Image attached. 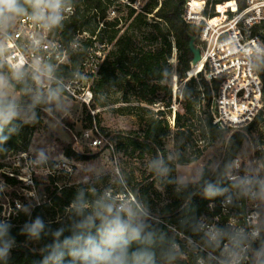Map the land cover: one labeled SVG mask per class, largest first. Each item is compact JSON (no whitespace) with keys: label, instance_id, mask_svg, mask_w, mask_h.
<instances>
[{"label":"trees","instance_id":"16d2710c","mask_svg":"<svg viewBox=\"0 0 264 264\" xmlns=\"http://www.w3.org/2000/svg\"><path fill=\"white\" fill-rule=\"evenodd\" d=\"M113 0H70L73 3V12L69 22L62 20L60 25L52 27V33L68 46V63L61 64L56 70L57 78L65 76L68 80L80 75L85 69V61L89 52L93 49L101 50L99 45H104L105 35L108 42H113V49L102 59L99 68L95 73H89L93 85L90 87L93 94V104L99 92L108 86H126L124 98L128 101V94L133 93L136 97L147 100L166 88L170 83V76L166 72L163 63L164 57L167 62H171L172 53L170 51L176 46L183 51L184 57L180 66L182 74L190 70L193 54L189 48L190 37L195 36L198 44L201 27L190 24L184 19V8L186 0H161V4L155 11L154 8H144L137 12L136 7L128 5V19L131 20L130 27L133 30L135 24L145 28L149 38L154 45L151 48H130L132 46V36L129 30L119 34L118 26L120 17L108 20V8ZM136 0H131L135 2ZM243 0H240L242 5ZM25 8L28 5L21 0ZM137 12V13H136ZM152 14V15H151ZM150 18L154 22H149ZM102 24V26H101ZM101 26V27H100ZM264 40V23L255 28ZM86 33L77 48L70 47V43L77 37ZM107 42V41H106ZM105 42V43H106ZM107 42V43H108ZM204 59L198 64L196 71H189L190 75L199 73L203 67ZM1 65V64H0ZM260 75L264 83V58L261 60ZM203 86L202 94L206 98V103L200 110L205 114V121L208 129L212 133V138L220 144L219 158L213 167H208L202 174L198 184L192 189H175L172 191L170 201L160 210L149 206L145 200V195L152 187V183L140 181L137 183V190L134 191L136 201H130V208L135 213L138 221L145 225V231L152 233L153 251L155 253L156 264L161 262H171L173 264H195L193 257L181 258V252L173 246L177 236L170 230L169 225L175 226L184 233L193 234L197 225L198 216L207 211V202L217 199L222 187L225 186L224 175L228 170L231 160L240 152L244 142L250 138L249 128L237 130L233 128L222 129L213 123V116L210 110L213 93L217 91L220 80L206 79L202 73ZM178 92L186 80L177 78ZM17 90L26 94L29 101L17 105L18 116L0 132V155L19 149L22 141H26L28 123L24 119H32L37 122L41 115H44L47 103L45 100L35 98V92L40 91L33 86L30 79L16 83ZM129 88H131L129 90ZM29 89L32 92H26ZM64 92L62 88H59ZM173 94V87L171 90ZM10 99V98H9ZM170 106H165L166 116L172 110ZM159 108V106H158ZM162 109V110H163ZM195 116V112H191ZM176 118V115H175ZM174 118V120H175ZM158 130L154 129L156 133ZM148 130L145 138L132 136L129 138L130 144L134 147L149 146L153 154L152 176H155L163 165L165 152L161 151L153 140V132ZM100 136L99 133H97ZM108 139L119 141V135L111 132L107 134ZM7 137V139H2ZM103 141L105 138L102 137ZM27 142V141H26ZM107 142V141H105ZM125 145L124 143H120ZM68 156L82 158L79 153L67 151ZM3 179L9 186L22 183L17 177L9 175L2 169L0 163V180ZM83 193V199L87 204L82 211L78 210L77 196ZM45 200L42 202L33 201L28 203L25 195L13 192V215L6 220L0 219V249H5L4 255L0 256V264H79L71 254L78 247L76 237L82 235L86 229L81 226L84 218L93 211L95 202L101 197L99 193L84 190L74 185L63 187L47 186ZM19 199L24 208H21ZM115 203L119 205L123 200L113 197ZM17 205L20 207L17 208ZM50 205V207H49ZM56 209V211L54 210ZM70 209L67 220L59 221L55 216ZM53 210V215L46 211ZM263 228H264V201L261 205ZM39 219L43 228L35 236L31 235L29 229ZM99 224V221H96ZM94 232L95 229L93 228ZM6 242L7 245H2ZM137 247L136 244L132 245ZM259 264H264V252Z\"/></svg>","mask_w":264,"mask_h":264},{"label":"rangeland","instance_id":"374dc122","mask_svg":"<svg viewBox=\"0 0 264 264\" xmlns=\"http://www.w3.org/2000/svg\"><path fill=\"white\" fill-rule=\"evenodd\" d=\"M130 4L136 7L137 12L144 8H154L156 11L161 0H113L108 8V20L121 18L119 34L126 30L132 33L133 44L130 48L153 47L154 43L145 28L135 24L134 29H131V20L128 19ZM68 6L74 9L73 3L65 0V7ZM71 15V10L64 11L63 20H70ZM151 15L149 22H154ZM52 36L58 37L54 33ZM85 37H88L86 33L77 39L82 41ZM104 37L105 42H108L109 36L106 34ZM105 42L98 48L103 47L100 50L103 59L113 49L114 44ZM170 51H173L171 62L168 63L165 57L163 60L170 83L147 100L129 93L127 101L123 95L126 93V86L113 85L99 92L95 107L92 106L93 99L89 104L85 103L81 92L86 93L93 85L88 74L96 73L102 60L90 64L87 69L93 68L94 72H88L74 83L63 76L66 87L74 94L63 92L58 87L35 92L36 99L45 100L47 103L44 115L37 122L24 119L28 123L27 142L22 141L19 149L0 155L3 171L22 182L9 186L3 179L0 180V219L6 220L13 215L14 191L25 195L28 203L42 202L47 195V186L54 188L74 185L97 192L100 196L109 192L116 199H124L121 203L130 207V201L137 200L134 193L138 188L137 183L144 181L148 184L154 181L145 195V200L150 207L160 210L170 201L173 190H190L195 187L203 172L216 164L220 144L213 140L204 119L206 116L200 112L206 103V98L202 95L204 90L201 77L197 73L189 74L190 70L196 71L197 65H192L191 62L190 70L182 74L180 66L184 57L183 51L176 46ZM0 75L9 80L7 92L10 99L22 104L29 101L26 94L17 90L16 80L8 67L0 65ZM203 76L205 77L204 73ZM177 78L186 80L179 92ZM43 82L48 83V79ZM32 91L34 90L29 89L26 92ZM170 105L172 110L166 116L163 108ZM191 112H195L194 118ZM154 129L158 131L155 133ZM148 130L153 132V140L165 152L163 165L155 176L151 174L152 149L149 146L134 148L129 142L132 136L144 139ZM111 132L119 135V141L108 139L107 134ZM87 133L90 136L86 137ZM96 133H100L107 141L103 142V146L93 145L91 135ZM254 134L257 131L249 132L250 136ZM121 142L125 145H121ZM243 146L239 155L244 152ZM67 151L79 153L82 158L68 156ZM15 202H20L21 208H24L18 198ZM69 212L70 209H67L55 217L59 221H65ZM46 213L54 214L53 210ZM2 245L7 243L2 242Z\"/></svg>","mask_w":264,"mask_h":264},{"label":"built area","instance_id":"2783aa9c","mask_svg":"<svg viewBox=\"0 0 264 264\" xmlns=\"http://www.w3.org/2000/svg\"><path fill=\"white\" fill-rule=\"evenodd\" d=\"M242 2L241 5L240 0H186L184 8L186 22L201 27L197 45L204 63L199 73H204L208 80H220L210 107L213 123L222 129L257 131L244 142L243 154L231 160L222 183L228 184L222 187L217 199L207 202L208 210L198 216L194 233H184L169 225L177 236L173 246L181 252V258L193 257L195 264H259L264 252L261 211L264 83L260 75L264 40L255 31L264 23V0ZM27 9V14L16 16L0 29L1 66L11 71L14 66H22L23 76L15 79L16 83L30 79L41 91L58 87L72 93L63 78L55 74L61 64L69 61L68 46L59 36H52V28L33 21L31 8ZM67 9L73 12L72 6ZM80 44V39L76 38L70 47L77 48ZM102 59L100 50L93 52L92 49L84 63L85 69L70 81L74 83L88 72H94L93 68H87ZM44 79H48V83L43 82ZM81 93L82 100L89 104L93 99L92 91L88 88L86 93ZM91 138L94 146H103L101 134H92Z\"/></svg>","mask_w":264,"mask_h":264},{"label":"clouds","instance_id":"9594fccd","mask_svg":"<svg viewBox=\"0 0 264 264\" xmlns=\"http://www.w3.org/2000/svg\"><path fill=\"white\" fill-rule=\"evenodd\" d=\"M31 8V19L45 28L60 25L64 19L65 0H24ZM21 0H0V29H4L16 16L27 14ZM38 43V42H37ZM39 71V69H37ZM50 72L51 69L49 68ZM13 77L20 80L22 66L12 68ZM39 79V77H36ZM9 80L0 75V132L18 116L17 105L9 99ZM2 139H7L3 137ZM78 210L87 207L81 192L77 196ZM99 221V224L96 221ZM86 231L76 237L78 247L71 253L79 264H156L152 233L138 221L133 210L123 203L117 205L109 192H105L94 205L93 211L81 222ZM43 228L37 219L29 229L35 236ZM95 229L93 232L92 229ZM137 247L133 248L132 245ZM5 249H0V256Z\"/></svg>","mask_w":264,"mask_h":264},{"label":"water","instance_id":"95a60500","mask_svg":"<svg viewBox=\"0 0 264 264\" xmlns=\"http://www.w3.org/2000/svg\"><path fill=\"white\" fill-rule=\"evenodd\" d=\"M189 48L193 54L192 65H197L202 60V54L201 49L197 45L195 36L190 37Z\"/></svg>","mask_w":264,"mask_h":264}]
</instances>
